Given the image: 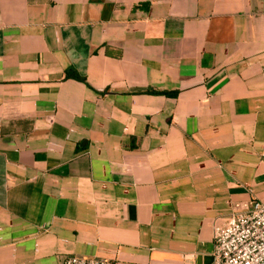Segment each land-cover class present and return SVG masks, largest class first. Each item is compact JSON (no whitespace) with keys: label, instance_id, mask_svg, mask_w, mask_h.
I'll use <instances>...</instances> for the list:
<instances>
[{"label":"crops","instance_id":"crops-1","mask_svg":"<svg viewBox=\"0 0 264 264\" xmlns=\"http://www.w3.org/2000/svg\"><path fill=\"white\" fill-rule=\"evenodd\" d=\"M250 199L264 0H0V264H214Z\"/></svg>","mask_w":264,"mask_h":264},{"label":"built area","instance_id":"built-area-1","mask_svg":"<svg viewBox=\"0 0 264 264\" xmlns=\"http://www.w3.org/2000/svg\"><path fill=\"white\" fill-rule=\"evenodd\" d=\"M214 264H264V203L232 202L229 214L213 226ZM62 264H107L99 258L69 257Z\"/></svg>","mask_w":264,"mask_h":264},{"label":"trees","instance_id":"trees-1","mask_svg":"<svg viewBox=\"0 0 264 264\" xmlns=\"http://www.w3.org/2000/svg\"><path fill=\"white\" fill-rule=\"evenodd\" d=\"M65 77H72V78H76V79H78V80L84 81V78L78 76V75L74 72V70H72L71 68H68V69L66 70Z\"/></svg>","mask_w":264,"mask_h":264}]
</instances>
